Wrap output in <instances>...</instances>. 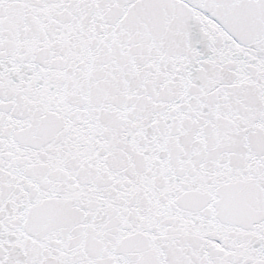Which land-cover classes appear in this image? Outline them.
I'll return each instance as SVG.
<instances>
[{
    "label": "snow or ice",
    "instance_id": "6c2138e0",
    "mask_svg": "<svg viewBox=\"0 0 264 264\" xmlns=\"http://www.w3.org/2000/svg\"><path fill=\"white\" fill-rule=\"evenodd\" d=\"M0 264H264V0H0Z\"/></svg>",
    "mask_w": 264,
    "mask_h": 264
}]
</instances>
